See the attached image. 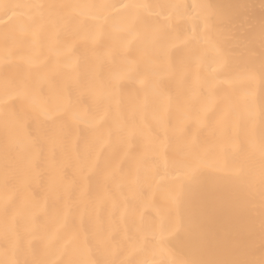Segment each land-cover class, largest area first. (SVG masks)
<instances>
[{
	"label": "snow or ice",
	"instance_id": "1",
	"mask_svg": "<svg viewBox=\"0 0 264 264\" xmlns=\"http://www.w3.org/2000/svg\"><path fill=\"white\" fill-rule=\"evenodd\" d=\"M15 7L16 22L0 33V264H228L190 259L169 244L190 231V201L220 190L225 178L237 207L256 220L264 250V29L259 54L245 56L214 27L208 0H24ZM105 40L82 73L73 48L95 50ZM178 49L184 55L174 61ZM126 82L138 92L126 94ZM137 139L131 183L142 179L149 194L133 210L134 227L123 223L128 207L114 202L118 218L86 228L88 177L123 178ZM58 151L77 160L75 201ZM45 172L37 198L32 186ZM250 264H264V254Z\"/></svg>",
	"mask_w": 264,
	"mask_h": 264
},
{
	"label": "bare ground",
	"instance_id": "2",
	"mask_svg": "<svg viewBox=\"0 0 264 264\" xmlns=\"http://www.w3.org/2000/svg\"><path fill=\"white\" fill-rule=\"evenodd\" d=\"M20 2L24 0H0V33L16 22L19 10L15 5ZM113 2L118 4L119 0H113ZM144 2L165 5L170 0H144ZM184 2L191 3L192 0H184ZM208 3L216 13L213 18L214 27L229 37L226 44L229 47L236 45L232 50L245 56L259 54L260 34L264 29L262 0H208ZM144 19L147 18L142 17V21ZM108 43L107 40L102 41L95 50L77 44L70 55L81 61L83 73L86 67L93 62V51H99ZM183 55V50H176L173 54L174 61H178ZM107 70L106 65L104 72ZM57 80L59 82L61 77H57ZM165 87L173 91L175 88L170 82H166ZM124 90L128 95L138 92L137 85L129 82L124 84ZM69 91L73 96L78 95V87L74 84L69 85ZM80 103L89 109L93 107V100L90 96L81 97ZM172 118L176 119V113L172 114ZM29 129L35 137H39V131L34 124L30 123ZM82 136L86 138L87 133H82ZM139 145V139L133 142L130 150L131 157L123 164V178L114 175L104 179L99 172L88 177L92 220L86 221V228L90 229L97 218L106 228L113 219L118 218L119 212L118 209H114V202L128 207L129 214L124 218L123 223L130 231L134 227L133 210L139 208L142 197L149 194V189L142 179L137 184L131 183L134 175L133 158L139 151ZM83 156V151H81V159ZM56 159L61 165L64 182L71 185L70 198L75 201L79 198L81 188V178L77 173V160L67 159L59 151ZM48 179V173L45 172L39 181L33 184L32 191L37 198L44 195ZM220 183L223 186L220 190L214 193L205 192L199 199L190 201L186 208V223L191 226L190 231L188 234L178 233L169 241V244L177 252L194 260L250 264L251 261L258 260L264 254L259 244L258 232L253 228L256 220L237 207L232 198L231 189L228 187L227 178L221 180ZM105 194L107 198L103 199L97 207L96 201Z\"/></svg>",
	"mask_w": 264,
	"mask_h": 264
},
{
	"label": "clouds",
	"instance_id": "3",
	"mask_svg": "<svg viewBox=\"0 0 264 264\" xmlns=\"http://www.w3.org/2000/svg\"><path fill=\"white\" fill-rule=\"evenodd\" d=\"M262 5H264V0H262Z\"/></svg>",
	"mask_w": 264,
	"mask_h": 264
}]
</instances>
